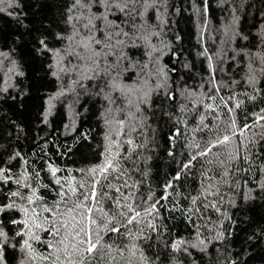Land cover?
Returning a JSON list of instances; mask_svg holds the SVG:
<instances>
[{
    "label": "trees",
    "instance_id": "trees-1",
    "mask_svg": "<svg viewBox=\"0 0 264 264\" xmlns=\"http://www.w3.org/2000/svg\"><path fill=\"white\" fill-rule=\"evenodd\" d=\"M148 4L146 9L145 0H136L127 17L111 9L115 14L108 19L128 36L113 37V44L116 39L124 43L104 49L110 54L92 73L90 62L76 54L84 53L82 42L90 35L103 36L96 30L102 20L93 21L96 28L85 27L93 13L104 12L102 6L0 0V169L8 178L0 180V207L15 201L41 212L60 200L69 176L90 183L87 170L102 163L106 135L112 132L115 139V121L125 120L119 156L124 174L112 173L101 183L132 193L134 204L159 201L158 213L122 227L124 235L102 231L112 249L105 248L91 264H264V120H257L264 116V0ZM113 78L133 90L113 88ZM225 135L231 137L227 144L198 155ZM128 138L134 151L124 143ZM49 166L59 169L55 177ZM25 173L22 183L30 187L15 183ZM125 181L129 187H123ZM115 187L97 185L98 192L113 198L120 195ZM33 188L42 199L29 205ZM13 191L20 196L9 197ZM102 203L111 214L113 200L105 197ZM44 217L51 218L41 213ZM22 219L19 207L0 212V228L7 234L6 240L0 237V264H49L21 250L26 237L16 233L23 225L12 221ZM149 222L155 227H147ZM140 228L143 233L130 239L127 231ZM34 231L40 241L30 242L37 254L51 253L45 241L60 237ZM177 241L183 243L173 249ZM141 252L147 261L140 259Z\"/></svg>",
    "mask_w": 264,
    "mask_h": 264
},
{
    "label": "snow or ice",
    "instance_id": "snow-or-ice-1",
    "mask_svg": "<svg viewBox=\"0 0 264 264\" xmlns=\"http://www.w3.org/2000/svg\"><path fill=\"white\" fill-rule=\"evenodd\" d=\"M77 4H81L82 7H87L91 9L93 3H98L100 6L104 8V12L100 13L99 16L96 14H92L88 19V23L85 25L86 28H96V25L93 23L95 19L102 20L103 26L100 28H96L98 32L103 33V36L97 38L95 34L90 35L87 39L82 42V47L84 49L83 54L77 53V57L86 62H90L87 67L88 72L97 73L100 68V60L101 58H105L110 54V51L106 52L104 49L111 50L113 47L117 45H121L124 43L121 39H116L115 44H113V37L120 36H128L127 32H124L119 24H116L115 21L109 20V14L114 15L111 9L115 8L118 12L124 14L126 17L131 15L136 3V0H90V3L84 5L81 3V0H76ZM150 6L148 4V0H145V8ZM206 11V8H205ZM116 29H119L118 31ZM229 28L225 27V34L227 35ZM95 45L100 46V50L95 48ZM205 55H207V50H205ZM209 61V69H212V57H207ZM262 63H264V57H261ZM110 66L106 64L105 71ZM249 71H252L251 65H249ZM264 71V69H261ZM161 74L166 77V73H163L161 70ZM87 78H92L91 76ZM250 82L254 80V77H249ZM211 82V78H210ZM111 86L113 88L121 89L123 92L125 89L131 92L133 89L129 86L121 85L115 78H113ZM163 85H157V87H162ZM148 93H144L141 97L143 102L147 101ZM129 104H132V101L129 100ZM207 107H211L208 105ZM137 111H139V105H136ZM129 119L134 118L133 113H129ZM257 120H264V116H258ZM107 123L111 124V121ZM116 128L114 130L115 139H113V133L110 132L106 135L105 139L107 141L104 159L101 164L88 169L87 175L91 178V182L89 183L87 179H81L77 181L75 177L69 176L66 180L67 188H64V185H61V191L58 193L60 196V200L57 201L52 207L43 206L41 212H37L35 207L29 209L28 207H22L16 205L15 201L0 207V212H4L7 209H13L19 207L20 211L23 213L24 219L22 220H14L13 224H22L23 229L18 231L16 235L26 237L23 240L21 250H26L28 256L32 260H43L49 261V264H85V256H87L88 264H91L92 259L95 258L98 254H100L105 248L111 250L112 245H106L103 241V236L101 232H111L118 233L120 235H124L121 233V228H127L128 225L133 223L141 224L143 223V218L151 216L153 212L158 213V209L156 208V204L159 201H156L152 204H147V201L141 200L140 203H131L130 201L134 198L132 193L128 195H124L121 192L120 187H115V185L108 183L102 184L101 181H107L109 176L112 173H119V175H123L124 172L121 171L120 165V137L124 135V130L127 127L125 120H116L115 121ZM233 135H235V121H232L231 124ZM134 131L135 128L133 127ZM242 134V133H241ZM231 137L225 135L223 139L217 138L215 143L211 144V147H206L204 150H201L198 155L205 156L208 155L212 147L217 145H224L230 141ZM124 143L133 146L130 151L135 150L134 142L131 138H128L124 141ZM199 147V145H197ZM115 149V151H113ZM230 159H236L237 155L233 153H229ZM192 159H196V156H193ZM245 159L247 157L245 156ZM50 167V171L55 177L56 172L59 169ZM188 167V165H185ZM119 175L116 177L119 178ZM225 176L228 175V172L225 171ZM27 174H22L21 179L15 181L16 184L30 187L27 184H23L22 181L27 180ZM8 178L3 176V169H0V180H5L7 182ZM56 184H61L60 179L55 180ZM97 185H100L101 188L115 187V191L119 193V197L113 198L108 197V194L105 192H98ZM123 187H129L127 181L124 182ZM83 189L84 191H80ZM207 191V190H206ZM209 195H215V193H208ZM20 196L19 191H13L9 193V197H18ZM75 198L71 200L69 204L70 198ZM107 197L108 199L113 200L112 211L111 214L104 210L103 199ZM42 197L37 195V189L33 188L31 190V194L27 196L28 204H34L36 201L41 200ZM151 199V197H149ZM123 201V203H122ZM193 204L196 202V198H193ZM64 204V209H60V204ZM208 205H205L207 207ZM211 207L215 208L216 205L213 203ZM219 209H217L218 211ZM41 213H49L50 217H44L41 219ZM101 222L102 227H101ZM48 225V227H45ZM119 225V226H117ZM147 227L154 228L155 226L149 222ZM47 231L53 237L59 236L60 238L56 240L55 243L51 241H45L48 244L49 248H52L53 251L48 255L37 254L36 250L33 248L32 243L30 241H40V236L37 234V231ZM63 230V235H60ZM144 231L143 228L138 229L137 233L131 232L129 229L127 231V235L130 239L137 238L138 235L142 234ZM0 237H3L5 240L7 239V234L3 231V228H0ZM181 243L183 241H177L172 245L173 249H179ZM200 244H203V241H199ZM195 246V245H193ZM2 245H0V252H2ZM136 245L133 244L131 248L132 255H136ZM122 254V253H121ZM115 259V257H113ZM140 259L147 261V257L140 253Z\"/></svg>",
    "mask_w": 264,
    "mask_h": 264
}]
</instances>
